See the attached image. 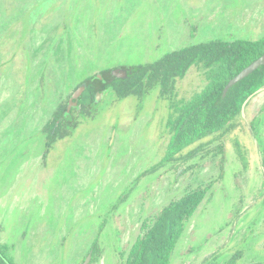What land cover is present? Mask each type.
I'll use <instances>...</instances> for the list:
<instances>
[{
  "label": "rangeland",
  "instance_id": "rangeland-1",
  "mask_svg": "<svg viewBox=\"0 0 264 264\" xmlns=\"http://www.w3.org/2000/svg\"><path fill=\"white\" fill-rule=\"evenodd\" d=\"M262 37L264 0H0V242L15 264H123L162 208L207 187L170 264H264V89L187 160L166 159L174 110L157 88H107L71 108L70 134L47 145L44 131L91 76ZM205 71L177 80L176 101L207 87Z\"/></svg>",
  "mask_w": 264,
  "mask_h": 264
},
{
  "label": "trees",
  "instance_id": "trees-1",
  "mask_svg": "<svg viewBox=\"0 0 264 264\" xmlns=\"http://www.w3.org/2000/svg\"><path fill=\"white\" fill-rule=\"evenodd\" d=\"M263 55L264 37L258 40H213L190 45L167 53L155 62L124 66L126 77L108 74L109 70L100 74L103 80L99 79L100 75L89 77L83 82L86 89L78 100V108L84 113L91 111L97 94L110 87L122 99L130 95L143 97L147 90L157 88L161 96L171 98L170 107L174 110L166 123L172 133L166 159L187 160L201 152L205 144L200 143L192 151L183 153L188 146L208 136L224 138L237 126L236 119L242 116L246 100L251 97L247 108L264 88V65L231 87L226 96L223 95L224 89L232 78ZM192 67L205 69L209 83L191 100L176 101L177 80L184 78ZM257 91L260 92L256 94ZM66 111L67 104H61L45 125L47 145L70 134L65 126L73 123L67 120L69 115ZM163 164L162 161L142 172L138 179ZM207 188L190 191L162 208L148 230L126 253L123 264H170L172 252L184 232L185 221L200 205ZM238 255H233L227 264H235ZM0 264H15L9 247L1 242Z\"/></svg>",
  "mask_w": 264,
  "mask_h": 264
},
{
  "label": "water",
  "instance_id": "water-1",
  "mask_svg": "<svg viewBox=\"0 0 264 264\" xmlns=\"http://www.w3.org/2000/svg\"><path fill=\"white\" fill-rule=\"evenodd\" d=\"M264 65V55L261 56L259 59H257L256 61H254L253 63H251L248 67H246L245 69H243L238 75H236L234 78H232L229 83L226 85L225 89H224V93L223 95L226 96L228 91L231 89V87H233L234 85H236L239 81H241L242 79L246 78L247 76H249L251 73H253L255 70H257L260 66ZM119 69H116L115 71H113L115 74L118 73ZM123 74H126V71L123 69ZM86 89L85 86H80L71 96L70 101H69V105L67 107V114L69 115L70 110L72 107L77 108V100L79 99V97L83 94V91ZM264 89V88H263ZM263 89H260V91H262ZM260 91H257V93H259ZM97 96H99V93L97 94ZM96 96V99H97ZM251 97H249L246 102L243 105L242 108V113H245V108L246 105L249 101ZM91 259V255L89 257L88 260ZM87 264V263H86Z\"/></svg>",
  "mask_w": 264,
  "mask_h": 264
},
{
  "label": "flooded vegetation",
  "instance_id": "flooded-vegetation-1",
  "mask_svg": "<svg viewBox=\"0 0 264 264\" xmlns=\"http://www.w3.org/2000/svg\"><path fill=\"white\" fill-rule=\"evenodd\" d=\"M113 73H114V72H113ZM122 74H123V73H120V72H118V73H116V74L114 73V75L119 76V77H123ZM126 75H127V73H126ZM126 75H125V76H126ZM125 76H124V77H125ZM84 86L86 87V85H84ZM84 91H85V90H84ZM144 95H145V94H144ZM144 95H143V96H144ZM80 97H81V96H80ZM80 97H79V99H80ZM79 99H78V100H79ZM78 100H77V102H78ZM77 108H78V107H77ZM77 108H74V107H73V109H72L73 112H72L71 114H73L74 111H75L74 109H77ZM77 110H79V108H78ZM222 139H223V138H222Z\"/></svg>",
  "mask_w": 264,
  "mask_h": 264
}]
</instances>
